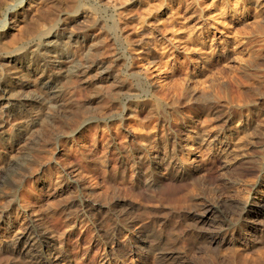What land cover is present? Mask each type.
Returning <instances> with one entry per match:
<instances>
[{"label": "rangeland", "instance_id": "rangeland-1", "mask_svg": "<svg viewBox=\"0 0 264 264\" xmlns=\"http://www.w3.org/2000/svg\"><path fill=\"white\" fill-rule=\"evenodd\" d=\"M0 264H264V0H0Z\"/></svg>", "mask_w": 264, "mask_h": 264}, {"label": "bare ground", "instance_id": "bare-ground-1", "mask_svg": "<svg viewBox=\"0 0 264 264\" xmlns=\"http://www.w3.org/2000/svg\"><path fill=\"white\" fill-rule=\"evenodd\" d=\"M47 96V95H46ZM48 98V97H47ZM46 98V99H47ZM190 156V155H189ZM188 156V157H189ZM190 158V157H189ZM245 205V204H244ZM31 225V224H30ZM31 227V226H30ZM31 230V229H30ZM27 233V232H26ZM22 235V234H21ZM39 236V235H38ZM35 239V238H34ZM33 239V237L31 236H26L25 235H22L19 239H18V244L21 246V248L23 250H25L26 252H28L31 248L34 247L35 245V240ZM43 240V239H42ZM40 242H42L40 240ZM46 242V241H45ZM17 243V242H16ZM34 249V248H33ZM35 251V250H34ZM145 251V250H144ZM39 252V251H38ZM28 254V253H27ZM33 254V253H32ZM54 257V256H53ZM46 258V257H45ZM39 259V258H38ZM61 259V258H60Z\"/></svg>", "mask_w": 264, "mask_h": 264}]
</instances>
